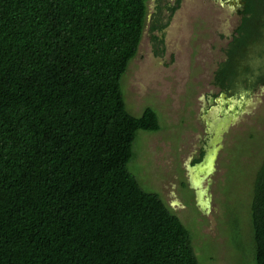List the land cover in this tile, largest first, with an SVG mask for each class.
I'll return each mask as SVG.
<instances>
[{"label": "trees", "instance_id": "obj_1", "mask_svg": "<svg viewBox=\"0 0 264 264\" xmlns=\"http://www.w3.org/2000/svg\"><path fill=\"white\" fill-rule=\"evenodd\" d=\"M155 3L148 23L147 0H0V264H198L175 211L130 169L137 133L160 125L150 107L127 110L121 80L146 24L163 45L181 0ZM241 16L221 89L264 56V0ZM259 164L250 224L264 264V154Z\"/></svg>", "mask_w": 264, "mask_h": 264}, {"label": "rangeland", "instance_id": "obj_2", "mask_svg": "<svg viewBox=\"0 0 264 264\" xmlns=\"http://www.w3.org/2000/svg\"><path fill=\"white\" fill-rule=\"evenodd\" d=\"M165 3L174 0L159 4ZM147 7L150 23L155 0ZM216 7L182 0L170 18L163 10L169 25L157 54L146 24L121 87L127 110L138 117L154 109L160 131L137 133L130 169L175 211L191 234L198 264H255L250 202L264 154V87L241 98L218 96L215 72L240 19ZM200 151L204 170L195 175L198 165L191 162Z\"/></svg>", "mask_w": 264, "mask_h": 264}, {"label": "flooded vegetation", "instance_id": "obj_3", "mask_svg": "<svg viewBox=\"0 0 264 264\" xmlns=\"http://www.w3.org/2000/svg\"><path fill=\"white\" fill-rule=\"evenodd\" d=\"M159 1L161 3L162 0ZM203 1L205 2L207 0H203ZM209 1L212 2V4L214 3V8L217 9L216 6H218L219 8H221V10H225V12L228 13L229 15L233 16V13H236L239 19H241L242 17L241 10L246 5V0H209ZM232 39H233V34L230 36L229 42H231ZM252 66H253L252 68H255V70L252 71L253 69L251 68L250 72L242 75L239 78V81L235 80L234 83H232L231 89L230 88H228L227 90L221 89L217 84L218 81L215 78L214 84H216V86H218L221 89V92L218 94V96L222 98V94H224L225 97L222 98V100H225L227 98H233L234 94L238 95L241 98V96L244 95L249 96L251 93H254L258 88L261 89L262 87H264V59H262V61L260 60L258 61L257 59H254V63L252 64ZM258 70H260V73Z\"/></svg>", "mask_w": 264, "mask_h": 264}, {"label": "water", "instance_id": "obj_4", "mask_svg": "<svg viewBox=\"0 0 264 264\" xmlns=\"http://www.w3.org/2000/svg\"><path fill=\"white\" fill-rule=\"evenodd\" d=\"M224 97H225V95L222 94V98H224ZM204 158H205V157H204ZM204 161H205V159H204ZM204 161H203V162H204ZM203 162H202V163H203ZM202 163H200V164L197 163L198 166H197L196 168L194 167L195 169L192 170V172L195 173V175L200 174V173L203 174V170H204V168L201 167V166H202ZM194 166H196V165H194ZM209 169H210V167H209Z\"/></svg>", "mask_w": 264, "mask_h": 264}, {"label": "clouds", "instance_id": "obj_5", "mask_svg": "<svg viewBox=\"0 0 264 264\" xmlns=\"http://www.w3.org/2000/svg\"><path fill=\"white\" fill-rule=\"evenodd\" d=\"M199 162H200V161H199ZM199 162H198V163H199Z\"/></svg>", "mask_w": 264, "mask_h": 264}]
</instances>
